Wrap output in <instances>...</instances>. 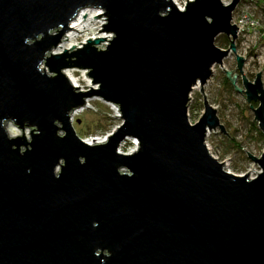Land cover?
Returning a JSON list of instances; mask_svg holds the SVG:
<instances>
[{
  "label": "water",
  "instance_id": "1",
  "mask_svg": "<svg viewBox=\"0 0 264 264\" xmlns=\"http://www.w3.org/2000/svg\"><path fill=\"white\" fill-rule=\"evenodd\" d=\"M241 1L0 0V264H264V150L248 152L261 169L251 178L227 172L206 142L227 134L204 86L236 54ZM90 7L111 37L54 53ZM244 62L237 54L238 73L224 72L264 134L263 74L248 79ZM73 67L98 87L73 86ZM196 85L205 110L193 124ZM93 96L122 121L89 144L69 113ZM131 138L137 149L121 152Z\"/></svg>",
  "mask_w": 264,
  "mask_h": 264
},
{
  "label": "rangeland",
  "instance_id": "2",
  "mask_svg": "<svg viewBox=\"0 0 264 264\" xmlns=\"http://www.w3.org/2000/svg\"><path fill=\"white\" fill-rule=\"evenodd\" d=\"M186 1L187 0H176V3L180 7V5L183 6ZM83 9L89 11L90 15L88 14V17L96 16V13H103L102 10L100 12L97 11V8L92 9L90 7ZM105 18L106 17H104L102 21L96 20L95 17L93 20L87 19L89 22L95 20L93 25H90V30L82 34L72 33V39L67 43H63L62 47L71 49L72 45H76L73 48H77V46L81 48L83 41H85V43L88 42L87 39L90 38L89 36L93 37L94 33L101 34L102 31H98L103 29L102 25L106 22ZM104 34H106L108 38L111 37V33H103V35ZM216 42L217 40L215 43ZM216 44L220 47L218 43ZM54 52L61 54L64 52V49L60 51L55 49ZM233 62V58L228 57L224 64L229 70H234L235 67ZM261 67H263L262 70H260L263 74L262 80L264 85V66L262 65ZM66 70L71 72L74 71L77 75L80 81V91L89 90L91 87L96 88L97 85H94L92 79L86 74L88 70H82L76 67L67 68ZM248 70V72L255 74V76L247 74L250 80L256 78V74L260 72L258 67L253 65H251ZM212 76L213 77L204 86L205 95L209 98L210 104L217 109V114L221 119V123L224 125L227 134L231 137L219 128L209 132L206 139V141L209 142V150L219 162L222 161L225 163L227 172L237 175L247 174L248 172L250 177L253 178L261 169L256 162L249 158L248 152L258 157L262 155L264 150V139L261 140L257 136L256 131L252 129V121L256 122L258 129L259 125L256 118H254V112L250 107L251 103H248L247 96H245L244 93L227 90L226 86H224L226 85L225 79L229 82L230 80L226 77L224 70H222L219 65L214 67ZM237 86L244 88L241 78H238ZM203 97L204 95L200 87H197L191 94L192 100L189 105V119L193 124L196 123L197 119H199L205 110L203 106ZM257 105L258 103H254V106ZM121 121L122 119L119 117V112L113 103L104 102L99 96H93L86 100V107L84 106L83 109L82 107L76 109L75 117L71 123L74 125L78 136L85 142L88 140L89 144H95L92 142L98 143V141L101 142L103 139H106L109 133L121 124ZM7 124H9L8 128L14 135H21L22 130L14 125L13 122L9 121ZM28 132L29 130L26 129L25 133H27V135ZM131 146L130 142L126 140L125 143H122L120 151L127 153Z\"/></svg>",
  "mask_w": 264,
  "mask_h": 264
},
{
  "label": "built area",
  "instance_id": "3",
  "mask_svg": "<svg viewBox=\"0 0 264 264\" xmlns=\"http://www.w3.org/2000/svg\"><path fill=\"white\" fill-rule=\"evenodd\" d=\"M222 1L226 4H229L232 2V0H222ZM174 2L176 3V0H174ZM187 2L188 0L183 4V6L180 5V7L178 6L177 3L176 5L180 9H182L185 7ZM235 9L236 10L233 13L234 14L233 24L238 26V37L236 41L237 49H236V54L230 52L227 58L228 57L233 58V61H234L233 64L235 67V69L233 70V73H238V70H237L238 64L236 63V57H237V54L242 56L243 58H245L243 74H245L246 76L247 74L248 75L252 74L255 76L254 73L248 72L249 71L248 69H249V66L253 65V66H257L259 70L260 69L262 70L263 67L261 66L262 65L264 66V0H242L241 3H239L235 7ZM100 11L101 10H99V12ZM220 68L222 70L225 69L226 71L229 70L228 68H226L225 64L223 66H220ZM213 72H214V69H213ZM241 77L242 75L239 74V78ZM83 108L84 107H82V109ZM189 117H190V110H189ZM128 141L130 142V145L132 146L127 153H131L137 149L138 142L134 138H131ZM125 142L126 141L122 143H125ZM122 143H121V146H122ZM207 146L209 147V142H207Z\"/></svg>",
  "mask_w": 264,
  "mask_h": 264
},
{
  "label": "bare ground",
  "instance_id": "4",
  "mask_svg": "<svg viewBox=\"0 0 264 264\" xmlns=\"http://www.w3.org/2000/svg\"><path fill=\"white\" fill-rule=\"evenodd\" d=\"M241 3V2H240ZM97 11H99V10H97ZM88 14L90 15V13H89V11L88 10H85V9H82V10H80L79 12H77V14H76V17L74 18V19H72L71 20V22H70V24H69V26L68 27H71V29H68V31H66V33H64L62 36H61V43L58 45V47L57 48H55V49H57V50H61V49H67V47H62L63 46V43H67V42H69L71 39H72V33H78V34H82L83 32H86V31H89L90 30V25H93V23L95 22V20L94 21H91V22H89L87 19H89V20H93L94 19V16L93 17H88ZM97 15H100L101 14V12L100 13H96ZM103 17L104 16H101L100 18L99 17H95V19L96 20H100V21H102V19H103ZM233 18H234V14H233ZM233 20V19H232ZM79 32H81V33H79ZM105 36H107L106 34H104L103 35V32H101V34L100 33H98V34H93V37L92 36H89L90 38H92V40H94L95 38H97V37H105ZM220 36H223V38L224 37H227V36H224V35H220ZM107 38H108V36H107ZM228 38V40H229V42H230V40H231V38H229V37H227ZM68 39V40H67ZM216 41V40H215ZM237 41V40H236ZM235 41V42H236ZM107 42V40L105 41V42H102L101 44H104V46L103 47H105V43ZM83 43H85V41H83ZM83 43L81 44V46L83 47ZM231 43V42H230ZM101 44H99V45H101ZM230 46V45H229ZM228 46V47H229ZM236 46H237V42H236ZM77 48H80L79 46H77ZM54 49V50H55ZM64 49V50H65ZM224 49V48H223ZM54 53H56V52H54ZM250 67V66H249ZM65 71V73H66V76L68 77V80L69 81H71V83L73 84V86H75V87H79L80 85H79V83H80V81H79V79L77 78V75L74 73V71L73 72H71V71H67L66 69L64 70ZM97 86L96 87H98V84H96ZM196 88L197 87H199V85H196L195 86ZM195 88V89H196ZM86 107V106H85ZM75 111H76V108H75V110H72L69 114H70V120L72 121L73 120V118L75 117ZM9 127V124H7L6 123V128L8 129V133L11 135V136H13L14 134L11 132V130L8 128ZM107 140V138L106 139H103L102 141H106ZM90 141V140H89ZM101 141V142H102ZM86 142H88V140L86 141ZM98 142H100V141H98ZM92 143H96V142H92ZM243 175V174H242ZM242 175H240V176H242Z\"/></svg>",
  "mask_w": 264,
  "mask_h": 264
},
{
  "label": "trees",
  "instance_id": "5",
  "mask_svg": "<svg viewBox=\"0 0 264 264\" xmlns=\"http://www.w3.org/2000/svg\"><path fill=\"white\" fill-rule=\"evenodd\" d=\"M216 40H217L216 43H218L220 45V47H222V48H226V47H228L230 45V42H229V40H228L227 37H224L223 38V36H219ZM225 80H226L225 81V84L226 85H224V86H226L227 90L233 91V92H237L235 86H232V84L227 79H225ZM252 129L256 131L257 136L261 140L264 139V135L262 134V132L260 131V129H258L255 121H252Z\"/></svg>",
  "mask_w": 264,
  "mask_h": 264
}]
</instances>
